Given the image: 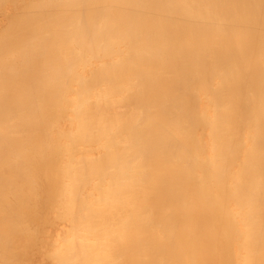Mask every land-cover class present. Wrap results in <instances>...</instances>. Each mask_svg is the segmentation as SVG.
Here are the masks:
<instances>
[{"label": "bare ground", "instance_id": "1", "mask_svg": "<svg viewBox=\"0 0 264 264\" xmlns=\"http://www.w3.org/2000/svg\"><path fill=\"white\" fill-rule=\"evenodd\" d=\"M0 264H264V0H0Z\"/></svg>", "mask_w": 264, "mask_h": 264}]
</instances>
